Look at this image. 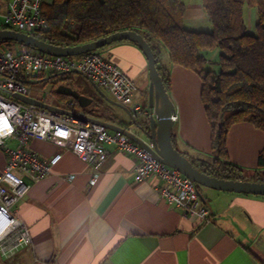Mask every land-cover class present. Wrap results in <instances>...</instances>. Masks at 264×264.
I'll return each mask as SVG.
<instances>
[{
  "label": "crops",
  "instance_id": "1",
  "mask_svg": "<svg viewBox=\"0 0 264 264\" xmlns=\"http://www.w3.org/2000/svg\"><path fill=\"white\" fill-rule=\"evenodd\" d=\"M51 2L42 0L43 5ZM204 14L199 3L187 5L183 20L201 22ZM100 53L133 82L135 101L148 108L150 81L141 50L121 41ZM161 61L170 76L166 92L176 115L174 147L188 158L210 162V130L199 98L201 81L195 73L170 65L167 58ZM86 82L90 95H83L100 98L114 122L97 114L93 118L115 125L129 122L121 108ZM55 88L48 91L53 93ZM37 89L32 91L38 96ZM47 97L49 105L85 114L78 107H67L70 99L60 101L51 95L53 103H48ZM26 147L43 159L57 153L62 158L41 180L23 177L29 189L12 211L28 228L31 244L18 249L11 259L0 255V264H264V196L198 189L209 211V220L199 223L166 204L159 195L163 184L158 179L134 181L133 159L113 147H106V160L93 185L89 184L92 167L65 148L36 139H30ZM263 147L264 135L251 125L230 128L227 153L237 167L246 172L255 169ZM4 163L0 150V173ZM68 175L74 178L68 181Z\"/></svg>",
  "mask_w": 264,
  "mask_h": 264
},
{
  "label": "trees",
  "instance_id": "2",
  "mask_svg": "<svg viewBox=\"0 0 264 264\" xmlns=\"http://www.w3.org/2000/svg\"><path fill=\"white\" fill-rule=\"evenodd\" d=\"M200 5L211 24L209 32L182 27L186 7L182 0H52L41 6L46 29L31 35L65 48L90 43L115 32L135 31L150 46L157 72L168 91L170 76L162 65L160 53L161 47L164 48L170 65L195 73L201 81L199 98L210 130L213 158L210 162L187 158L208 176L264 182V147L258 154L255 170L249 172L232 164L227 153V136L233 125L246 123L264 135V0H200ZM245 5L256 11L254 34L246 32ZM14 44L0 41V49ZM213 50L220 51L216 73L205 68L209 63L205 54ZM72 74L57 77L54 87L63 84L82 95H90L85 90L89 88L88 83L77 82ZM52 94L60 101L70 99L78 107L75 100L54 91ZM81 111H93L92 115L114 122L100 98L93 99ZM171 138L173 142L172 133Z\"/></svg>",
  "mask_w": 264,
  "mask_h": 264
},
{
  "label": "built area",
  "instance_id": "3",
  "mask_svg": "<svg viewBox=\"0 0 264 264\" xmlns=\"http://www.w3.org/2000/svg\"><path fill=\"white\" fill-rule=\"evenodd\" d=\"M42 0H0L1 29L34 34L46 29L41 13ZM78 71L93 84L103 88L112 100L128 107L132 112L148 115L151 112L135 101L137 88L115 65L103 60L96 52L79 56H53L34 48L14 44L0 49V150L5 163L0 173V255L13 258L18 249L31 244L28 228L12 211L28 192L23 177L41 180L48 176L62 158L60 153L48 159L41 158L26 146L30 139L50 141L63 147L91 166L89 184L99 177V169L107 157V146L133 159L131 174L134 181L158 179L162 184L159 195L169 207L182 211L183 216L204 223L209 211L203 204L196 184L178 170L158 161L124 134L105 126L83 122L56 114L14 98L31 97L32 88L27 81L41 75L70 74ZM37 100L44 102L51 93L39 89ZM66 106H73L71 101ZM69 110V109H67ZM72 111V110H69ZM171 120L175 122L176 115ZM5 121L7 126L5 127ZM152 148V146H149ZM73 175H68L71 181Z\"/></svg>",
  "mask_w": 264,
  "mask_h": 264
},
{
  "label": "water",
  "instance_id": "4",
  "mask_svg": "<svg viewBox=\"0 0 264 264\" xmlns=\"http://www.w3.org/2000/svg\"><path fill=\"white\" fill-rule=\"evenodd\" d=\"M0 41H12L34 48L48 55L63 57L79 56L88 52L102 49L107 45L121 41H128L135 44L141 50L148 65V75L150 83L148 88V108L146 109H148L151 114L146 115L143 112H132L128 107L122 106L114 101L105 98V95L103 94L101 89L88 79L87 80L89 84L101 97L107 99L110 104L122 109V111L129 119L128 123H125L123 126H119L110 122L93 118L91 116V113H93V111L84 112L85 114L69 111L41 102L32 97H26L18 94L14 95V98L52 113L69 116L73 119H77L83 122L101 124L111 131L120 132L137 143L147 152L152 154L158 161L178 170L183 176L191 180L199 187L237 194L264 196V182L229 180L208 176L207 174L199 171L196 167H194L191 161L174 147L171 138L174 122L170 118L175 113L174 106L169 99L161 77L157 72L154 54L150 46L143 39V37L135 31L130 30L115 32L90 43L74 47L62 48L47 44L44 41H41L29 34L8 29H1ZM72 73L82 75L78 71ZM63 75L65 74L55 73L47 75L42 79L27 81L26 83H42L44 81H48L50 79ZM54 92L58 95L66 96L75 100L78 107L83 110L88 108L93 102L90 97L84 96L77 90L63 84L57 85ZM150 145L152 146V148L149 147Z\"/></svg>",
  "mask_w": 264,
  "mask_h": 264
},
{
  "label": "rangeland",
  "instance_id": "5",
  "mask_svg": "<svg viewBox=\"0 0 264 264\" xmlns=\"http://www.w3.org/2000/svg\"><path fill=\"white\" fill-rule=\"evenodd\" d=\"M184 2V4L187 5H194L195 3H199L200 4V0H182ZM243 17H244V21H245V25H246V32L247 34H254L255 33V24L257 21V15H256V11L254 8H249L246 5L243 8ZM2 22V19L0 18V24ZM182 27L184 29H188V30H196V31H202V32H209L211 31V24L209 22V19L207 18V16L204 14V19L200 22V21H193V20H188L187 18L183 20L182 22ZM19 44V43H16ZM12 47V46H10ZM9 47V48H10ZM2 49V48H1ZM101 49L96 50L94 52H96L97 54L102 55V53H100ZM160 53H161V58H167V51L161 47L160 49ZM220 54L219 50H213L211 52H207L205 54L206 58L209 60V63L205 65V68H207L208 70L212 71L213 73L218 72L219 67L217 65V61H218V56ZM77 82L79 81H87L83 75H79V74H72L71 75ZM61 76H58V78H60ZM57 80V77L50 79L48 81H45L43 83H37V84H32L30 85L31 88H44L45 90H51V87H54V83ZM101 91L106 95V97H108L109 99H111L110 94L104 90L103 88H100ZM38 91V89H37ZM54 91V90H53ZM35 91H32V96L34 98H39V95L37 96L35 94ZM51 95H53L51 93ZM50 95V96H51ZM112 100V99H111ZM113 101V100H112ZM47 102H51L53 103V100L51 97H47ZM100 116V115H98ZM175 128H173V132H175ZM210 158H213V154H209ZM255 169L249 170V171H253ZM245 171V170H244ZM246 172V171H245ZM199 189H201V191H206L205 187H199Z\"/></svg>",
  "mask_w": 264,
  "mask_h": 264
},
{
  "label": "snow or ice",
  "instance_id": "6",
  "mask_svg": "<svg viewBox=\"0 0 264 264\" xmlns=\"http://www.w3.org/2000/svg\"><path fill=\"white\" fill-rule=\"evenodd\" d=\"M0 121H3V117H0ZM7 126L6 121H5V127Z\"/></svg>",
  "mask_w": 264,
  "mask_h": 264
}]
</instances>
